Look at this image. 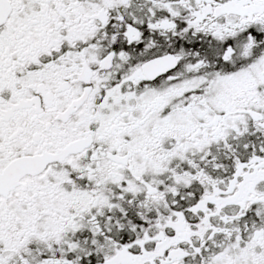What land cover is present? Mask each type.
I'll return each instance as SVG.
<instances>
[{
    "label": "snow or ice",
    "instance_id": "1",
    "mask_svg": "<svg viewBox=\"0 0 264 264\" xmlns=\"http://www.w3.org/2000/svg\"><path fill=\"white\" fill-rule=\"evenodd\" d=\"M0 264H264V0H0Z\"/></svg>",
    "mask_w": 264,
    "mask_h": 264
}]
</instances>
